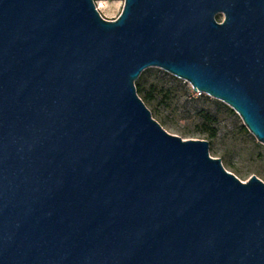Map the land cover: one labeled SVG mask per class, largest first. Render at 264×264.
I'll return each instance as SVG.
<instances>
[{"label": "water", "instance_id": "95a60500", "mask_svg": "<svg viewBox=\"0 0 264 264\" xmlns=\"http://www.w3.org/2000/svg\"><path fill=\"white\" fill-rule=\"evenodd\" d=\"M151 67L264 144V0H0V264H264V181L153 117Z\"/></svg>", "mask_w": 264, "mask_h": 264}, {"label": "rangeland", "instance_id": "374dc122", "mask_svg": "<svg viewBox=\"0 0 264 264\" xmlns=\"http://www.w3.org/2000/svg\"><path fill=\"white\" fill-rule=\"evenodd\" d=\"M95 1L102 16L109 20L117 19L124 7V0ZM141 78L146 81L147 89L155 87L156 100L146 104L168 132L184 139L208 140L210 155L220 158L228 171L243 181L253 175L264 181V144L244 128L235 110L194 91L189 82L164 69L148 68Z\"/></svg>", "mask_w": 264, "mask_h": 264}, {"label": "trees", "instance_id": "16d2710c", "mask_svg": "<svg viewBox=\"0 0 264 264\" xmlns=\"http://www.w3.org/2000/svg\"><path fill=\"white\" fill-rule=\"evenodd\" d=\"M217 19L219 21H221L222 20V16L221 15L217 16ZM136 85H137L138 93L143 98V100L145 101V103L146 102H153V101L156 100L157 96H156V89H155V87L152 86L150 89H147L146 81L143 80L141 78V76L137 80ZM204 125L206 126V123ZM244 128H246L245 125H244ZM212 136H214V134Z\"/></svg>", "mask_w": 264, "mask_h": 264}]
</instances>
